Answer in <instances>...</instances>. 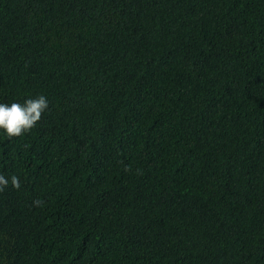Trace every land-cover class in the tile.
<instances>
[{"label": "trees", "instance_id": "16d2710c", "mask_svg": "<svg viewBox=\"0 0 264 264\" xmlns=\"http://www.w3.org/2000/svg\"><path fill=\"white\" fill-rule=\"evenodd\" d=\"M40 95L0 264H264V0H0V103Z\"/></svg>", "mask_w": 264, "mask_h": 264}, {"label": "clouds", "instance_id": "9594fccd", "mask_svg": "<svg viewBox=\"0 0 264 264\" xmlns=\"http://www.w3.org/2000/svg\"><path fill=\"white\" fill-rule=\"evenodd\" d=\"M48 103L47 98L43 95L28 98L23 104L16 102L10 105L0 103V129L4 130L9 138L23 135L36 126L43 112L48 108ZM9 180L13 188H20V181L17 176L13 175L6 178L0 174V191L9 185ZM33 204L43 206L44 201L36 199Z\"/></svg>", "mask_w": 264, "mask_h": 264}]
</instances>
